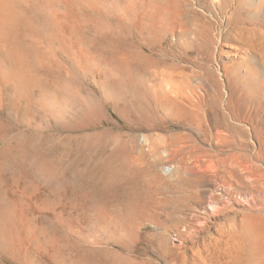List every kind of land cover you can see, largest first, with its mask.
<instances>
[{
  "label": "rangeland",
  "instance_id": "obj_1",
  "mask_svg": "<svg viewBox=\"0 0 264 264\" xmlns=\"http://www.w3.org/2000/svg\"><path fill=\"white\" fill-rule=\"evenodd\" d=\"M105 1L111 16L103 21L114 33L126 19L119 62L98 57L87 68L58 51L64 69L53 64L66 85V123L82 125L47 129L43 110L12 117L16 132L54 131L83 143L99 135L110 144L100 161L120 143L127 149L108 176L115 200L105 217L92 212L94 222L79 223L90 238L82 243L99 264H264V0ZM93 103L96 120L85 124ZM132 195L146 206L125 225ZM34 244L21 260L0 247V264H57ZM64 245L56 258L75 264L78 254Z\"/></svg>",
  "mask_w": 264,
  "mask_h": 264
},
{
  "label": "bare ground",
  "instance_id": "obj_2",
  "mask_svg": "<svg viewBox=\"0 0 264 264\" xmlns=\"http://www.w3.org/2000/svg\"><path fill=\"white\" fill-rule=\"evenodd\" d=\"M152 2L150 5L153 6ZM107 6L105 0H0V247L5 251L8 249L9 255H17L20 260L31 248L28 244L35 241L37 251L46 253L57 264H66L58 259L59 256L56 258L58 251L65 249L63 243L78 254L77 264H99L95 260V249L83 244L89 237H85L78 227L83 218H94L92 212L105 217L108 202L115 200L109 193L114 189V182L108 176L115 169L116 157L127 149H122L120 143L100 161L110 147L101 136L87 137L83 143L76 136L62 137V133L50 131L52 137L48 130L44 139L43 133L16 132L12 117L19 113L31 116L43 110L50 124L47 129L61 132L82 125L80 122L66 123V85L53 64L63 68V60L56 58L58 51L73 57L78 66L87 68L98 62V57L101 62L118 61L117 53L125 50L127 40L121 34L126 19L116 20L120 33H114L112 21H103L104 17L111 16L110 12L106 15ZM163 8L158 12H163ZM151 20V26L155 28L157 17L153 16ZM110 39L117 43L114 48L107 47ZM3 86L9 89L10 96L5 117L1 115ZM95 104L94 112L84 114L81 122L89 125L95 122ZM64 198L70 201L69 211ZM211 200L217 201L216 197ZM60 206L64 207L60 209ZM144 206L137 195L129 197L122 223L134 222ZM81 226L84 228L83 224ZM27 264L41 263L29 258Z\"/></svg>",
  "mask_w": 264,
  "mask_h": 264
}]
</instances>
